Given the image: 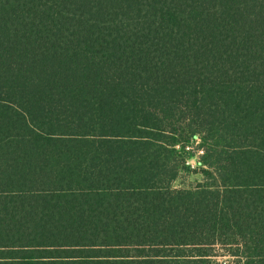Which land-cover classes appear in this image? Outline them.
I'll list each match as a JSON object with an SVG mask.
<instances>
[{
  "label": "trees",
  "instance_id": "obj_1",
  "mask_svg": "<svg viewBox=\"0 0 264 264\" xmlns=\"http://www.w3.org/2000/svg\"><path fill=\"white\" fill-rule=\"evenodd\" d=\"M219 258L264 264V0H0V264Z\"/></svg>",
  "mask_w": 264,
  "mask_h": 264
},
{
  "label": "rangeland",
  "instance_id": "obj_2",
  "mask_svg": "<svg viewBox=\"0 0 264 264\" xmlns=\"http://www.w3.org/2000/svg\"><path fill=\"white\" fill-rule=\"evenodd\" d=\"M199 142V139L196 137L192 138L185 145V169L179 172L177 178L172 183L173 187L188 189L204 182V178L200 173L201 167L199 160L202 154L198 153L201 150ZM216 262H218V264H234L231 258H219Z\"/></svg>",
  "mask_w": 264,
  "mask_h": 264
},
{
  "label": "built area",
  "instance_id": "obj_3",
  "mask_svg": "<svg viewBox=\"0 0 264 264\" xmlns=\"http://www.w3.org/2000/svg\"><path fill=\"white\" fill-rule=\"evenodd\" d=\"M199 154H203V151H202V149L198 152Z\"/></svg>",
  "mask_w": 264,
  "mask_h": 264
}]
</instances>
